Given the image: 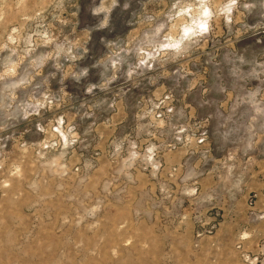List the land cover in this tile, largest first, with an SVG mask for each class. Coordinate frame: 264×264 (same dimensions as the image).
Returning a JSON list of instances; mask_svg holds the SVG:
<instances>
[{
    "label": "rangeland",
    "instance_id": "1",
    "mask_svg": "<svg viewBox=\"0 0 264 264\" xmlns=\"http://www.w3.org/2000/svg\"><path fill=\"white\" fill-rule=\"evenodd\" d=\"M117 2L0 0V264H264V0Z\"/></svg>",
    "mask_w": 264,
    "mask_h": 264
},
{
    "label": "clouds",
    "instance_id": "2",
    "mask_svg": "<svg viewBox=\"0 0 264 264\" xmlns=\"http://www.w3.org/2000/svg\"><path fill=\"white\" fill-rule=\"evenodd\" d=\"M239 3L240 0H225L220 5H216L213 0H174L171 6L174 10V16L170 15L169 20L182 21L179 25V36L171 39L169 43H165L162 47L176 48L192 37L205 35L209 32L214 19L223 17L226 24L231 23L233 12L237 9ZM118 6L117 0H113L111 8L108 9L109 17ZM130 7L131 3H125L123 11H127ZM243 7L249 9L253 5L244 3ZM98 11H100L98 8L90 10L92 16H95ZM107 24L108 20L106 19L99 27H107ZM27 118V116L24 117V119ZM0 131H3V129L0 128Z\"/></svg>",
    "mask_w": 264,
    "mask_h": 264
}]
</instances>
